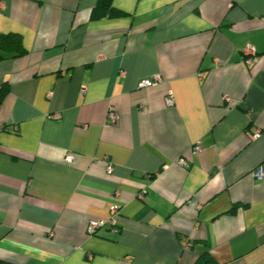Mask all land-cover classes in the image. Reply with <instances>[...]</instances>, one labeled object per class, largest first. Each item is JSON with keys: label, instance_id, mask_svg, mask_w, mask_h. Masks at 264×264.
Returning a JSON list of instances; mask_svg holds the SVG:
<instances>
[{"label": "crops", "instance_id": "0c3cea01", "mask_svg": "<svg viewBox=\"0 0 264 264\" xmlns=\"http://www.w3.org/2000/svg\"><path fill=\"white\" fill-rule=\"evenodd\" d=\"M97 1L0 0V259L264 264V0Z\"/></svg>", "mask_w": 264, "mask_h": 264}, {"label": "built area", "instance_id": "2783aa9c", "mask_svg": "<svg viewBox=\"0 0 264 264\" xmlns=\"http://www.w3.org/2000/svg\"><path fill=\"white\" fill-rule=\"evenodd\" d=\"M245 51H246V54L249 56L247 61L252 62L256 59L255 52H254L253 48L248 47V48H246ZM160 81H161L160 75L156 74V75L152 76L151 78L142 80L140 82L139 86L149 87L152 85H156ZM82 91H84V89H82ZM165 102L167 105L173 104V97H172L171 93H169L166 96ZM106 117H107L108 122H110V123H114L117 120L118 116H117V113L113 107H109V109L107 110ZM259 134H260L259 130H256L254 133V137L259 136ZM195 150H197V151L199 150V145L195 146ZM65 160L67 162H71L73 160V154L71 152H67L65 155ZM180 162H183V159H180ZM108 171L109 172L112 171L111 166L108 168ZM252 176L256 180H264V163H261L259 166H257L252 171ZM106 226H110V228H113L114 227V220L112 218L111 219H91L88 222L87 233L88 234H95V233H97V231L100 228H103Z\"/></svg>", "mask_w": 264, "mask_h": 264}, {"label": "trees", "instance_id": "16d2710c", "mask_svg": "<svg viewBox=\"0 0 264 264\" xmlns=\"http://www.w3.org/2000/svg\"><path fill=\"white\" fill-rule=\"evenodd\" d=\"M123 12L112 6L110 0H98L90 12V17L96 19L102 16L120 15ZM23 48L19 39L15 34H0V59L19 56L23 53ZM6 92L4 86L0 87V101ZM0 264H14L6 260L0 259Z\"/></svg>", "mask_w": 264, "mask_h": 264}]
</instances>
